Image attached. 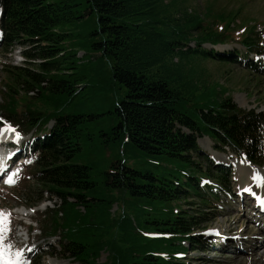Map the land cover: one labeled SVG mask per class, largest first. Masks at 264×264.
Wrapping results in <instances>:
<instances>
[{"label":"trees","instance_id":"1","mask_svg":"<svg viewBox=\"0 0 264 264\" xmlns=\"http://www.w3.org/2000/svg\"><path fill=\"white\" fill-rule=\"evenodd\" d=\"M82 2L0 4L3 48L19 42L29 45L24 52L28 60L40 59L37 64L28 61L31 68L6 66L8 95L0 103V123L9 122L21 132L36 127L38 136L48 120L54 121L38 139L40 153L31 172L37 184L60 199L41 232L58 236L61 253L84 264H192L178 259L177 254L187 251L182 241L191 249L199 243L194 232L216 215L201 220L195 212L215 209L226 181L223 173H213L196 137L207 136L213 148L227 146L257 163L264 151V115L237 107L194 64V59L215 58L213 50L198 49L201 44L226 40L189 11L187 0ZM86 16L93 17L94 28L76 42L67 27L75 22L84 26L80 20ZM244 41L248 50L264 51L251 46L249 35ZM78 49L96 55L85 62L77 57ZM95 57L105 62V72L90 63ZM200 75L203 81H198ZM94 84L101 99L97 111L90 112V98H80ZM113 95L117 98L108 105ZM97 123L109 125L108 131H96L98 140L120 150V160H110L103 170L84 158V136L90 137ZM192 152L197 162L204 161V169ZM204 178L216 184L204 187ZM32 200L29 206L36 202ZM181 201L197 208H183ZM114 203L120 210L111 215ZM102 249L106 258L97 262Z\"/></svg>","mask_w":264,"mask_h":264},{"label":"rangeland","instance_id":"2","mask_svg":"<svg viewBox=\"0 0 264 264\" xmlns=\"http://www.w3.org/2000/svg\"><path fill=\"white\" fill-rule=\"evenodd\" d=\"M76 1L82 2V0ZM187 7L189 11L197 12L200 15V18H202L209 27L212 26V28L217 30V32L223 33V39L226 40L224 42L221 41L215 43L214 45L203 43L198 48L213 50V52L216 51L218 52L217 56L223 58L214 56V59H194L192 60L194 64L199 63V68L202 69L203 76L206 78L208 83L212 86L217 85L222 87L226 92L225 95L231 98L232 103H234L237 107L246 111L249 110L256 113H262L264 115V54L257 57L259 63L257 62V66L252 68L249 63L255 62L253 61L254 55L261 52L254 47L251 50H248L242 43H246L244 38L246 35H249L254 39V43H252L251 46L256 44L259 47H264V0H187ZM81 8H85L83 2L81 4ZM209 11H211L210 15L206 16L205 13ZM83 20L85 22L83 24L84 26L75 22L76 24L73 26L67 27V31L76 35V42L84 41L85 35H87L86 32L94 28L95 23L93 17L88 18V16H86L80 21L82 22ZM222 26L223 29L220 30ZM248 40L250 39H247V41ZM187 46L193 48L195 47V43L189 42ZM28 48L29 45L24 46L19 43H14L12 48H9L8 50L0 49V103L2 98L8 95V80H6L8 73L3 68L5 64L16 67L31 68L32 62H35V64L40 62V59L38 58H35L34 60H28L26 58L24 52L29 51ZM30 51L32 53H36L37 50L30 49ZM85 51V49L77 50V57L81 58L85 62H87L91 56L96 55L92 51H86L87 54L84 55ZM238 56L243 57V59L247 62L238 60ZM221 59H225V61H221ZM90 63L92 65L98 64L103 69L106 65L103 60H100L97 57L90 60ZM193 67L198 71L197 67ZM103 71L105 72V69ZM203 76L200 75V79L198 81H203L201 80L205 79ZM89 87L90 88H85L83 90L84 95L83 98H80V100L85 102L87 100L86 98H90L91 105H94L93 108H90V112H96L97 101L101 99V95H99V87L97 84L90 85ZM18 90L19 93L22 94L20 87H18ZM33 94L34 92H30L28 95ZM108 95H110V93H108ZM115 98H117L116 95L107 98L108 105H111L112 100ZM52 125H54V121L48 120L44 126L52 127ZM98 129L108 131L109 125L108 123L105 125L97 123L93 125L91 129V136H84V158L87 161L97 163L100 166V169L103 170L105 165H108L110 160V162L120 160V150H117L113 144L105 147L97 138L96 131ZM27 133L28 134H21L20 136L23 138L22 141H24V145L31 148L28 144L30 143L29 140H33V137H31L32 130ZM196 144L199 149L202 150L201 152L209 154L210 159L207 162H211L210 167L213 173L222 169L223 172L221 173H223L226 178L225 186L222 187L223 190L219 194L222 202L215 204L217 207L213 210H208L206 208L203 209V211H208V214H201L199 211L195 212V214L201 216V220L210 219L212 213L218 214L216 218L203 224L200 230L194 232L196 238L198 239L202 235V231L203 233L210 230L217 232L224 231L226 235H231L236 234L239 231L244 232L241 231L243 229L247 230L256 228V232L253 234H247H250L248 235L250 238L254 235H259L260 237H258L259 239H256V237L246 239L244 243L248 245L249 249L244 245L239 244L236 251H220L217 248L203 244V241H201L199 244H196L195 250L186 253L185 260L192 264H243L236 262L234 259L242 256L248 258V264H256L257 262L255 263V261L259 256L257 259H254L253 255H256L258 253V248L262 246L259 243L264 241V229H259L261 226L259 224L260 219L258 218L257 221L256 216L251 214L252 210L249 207V197L246 195V192H244V189L254 192L260 189V193H264V186L260 184V182H258L259 187L254 184V182L253 185H250L249 180L251 179L255 181V179H252L251 177L249 178V176L244 174L241 175L239 172L242 171L241 167H248V164L254 168L256 167V171H263L264 151L260 154V156H257V163L251 164L244 158L236 155L229 147L225 146L222 150L219 148H213L214 142H211V139L207 136L198 135L196 137ZM192 154L193 159L197 162V153L192 152ZM143 160V157L140 156L139 161L143 162ZM28 162H30L28 176H21L20 179L9 186L0 185V211H3L9 220V223L6 225L7 230H0V236H2V238H6V232L10 229V226H12V229L15 228L13 235L21 233L22 231V239L25 240L26 236L24 234V230L27 229V225L25 223L30 222L31 225L28 226V228L31 227V232L28 234L34 237V243L36 244H32V246L37 245L34 250L37 255L29 261V264H32L37 259H39L38 261H40V264H84L76 261L72 255H69V252H66L65 255L61 253L62 249L60 247L58 236H46L40 232L42 224L48 220V216L51 213L50 211L52 209L57 210L56 206L60 204V199L56 195H51L49 192L44 190L45 187L43 185L36 183V178L31 174L34 170V163L30 159ZM197 163L200 167H203L202 169L206 167L204 161L201 162V160H198ZM147 167L150 168L149 166ZM206 182L209 186L216 184L214 181ZM226 183L231 187V196H233L232 194L235 195L234 197H229L230 200L233 201L231 206L225 205L222 200V196L226 193ZM20 192H22L23 196L21 194L19 195ZM243 198L245 200L242 203L240 200ZM31 199L36 200L33 204L34 207H26L28 202L29 205L31 204ZM181 203L183 208H188L190 210L197 208L196 204H185L184 201H181ZM238 206H244V209L246 210L239 209ZM119 210L120 208L116 205V203H114L109 212L113 215L119 213ZM247 210H251V213L249 214ZM250 215H252V218L247 217ZM235 216L239 218H236ZM19 224L21 225L18 227ZM108 237H111V235L109 234ZM252 240L259 241H254L253 243ZM232 245L235 246L234 241L232 242ZM106 253L107 252L103 249L99 251L97 262H103L106 258ZM244 264H247V259L244 260Z\"/></svg>","mask_w":264,"mask_h":264},{"label":"bare ground","instance_id":"3","mask_svg":"<svg viewBox=\"0 0 264 264\" xmlns=\"http://www.w3.org/2000/svg\"><path fill=\"white\" fill-rule=\"evenodd\" d=\"M225 146H223V148H224ZM227 147V146H226ZM222 150V149H221ZM208 154V153H207ZM209 155V154H208ZM210 157V156H209ZM241 158H244L247 162H249L245 157H243V156H240ZM246 162V163H247ZM249 163H251V162H249ZM209 165H211V163L209 162L208 163ZM248 164V163H247ZM251 164H254V163H251ZM211 168V167H210ZM242 168V171H240L239 172V174H244V175H246V176H249V178L251 177L252 179H255V181H254V184H256L258 187H259V183L258 182H260V184H262L263 186H264V170L262 171H256V167L254 168L253 166H251V165H249L248 164V167L246 166V167H241ZM259 170V169H258ZM219 172H223L222 171V169H219ZM206 181H210V182H213V180H212V178H209L208 180L207 179H203L202 180V184L204 183V187H206V186H209V184H207V182ZM215 182V181H214ZM254 192V191H253ZM233 196H231V194H230V196L229 197H234L235 195L234 194H232ZM260 195H262L261 197L262 198H264L263 197V195H264V193H260ZM249 201H250V197H249V199H248ZM222 201H220V202H217L216 204H218V203H221ZM258 206H260L257 202H255ZM217 207V206H216ZM250 208H251V210H252V213L248 210V213L250 214H252V215H260L259 217V219H260V222H259V224L261 225H259L260 227H259V229H264V210L261 212V211H259V210H257V208H255V206H254V204H253V201H252V204H250V206H249ZM2 210V209H1ZM1 212V211H0ZM3 212V211H2ZM215 218L217 217V213H215ZM252 215H250V216H252ZM250 216H247V217H250ZM236 218H239V217H237V216H235ZM263 217V218H262ZM235 218V219H236ZM251 218V217H250ZM234 220V219H233ZM211 221V220H210ZM241 231H244V232H240L239 231V233L242 235V237H245V235H247L248 236V234L247 233H254V232H256L257 231V228L256 229H247V230H245V229H243V230H241ZM264 231V230H263ZM221 232V231H220ZM246 232V233H245ZM221 233H223L224 235H226L225 233H224V231H222ZM202 234H203V231H202ZM229 234V233H228ZM264 234V233H263ZM231 235H233V234H231ZM154 236H156V237H158V235H154ZM256 237V239H259L258 237H260L259 235H254L252 238H255ZM262 237V236H261ZM252 238H250L249 236L247 237V239H252ZM254 241H259V240H252V242L254 243ZM182 245L183 246H186L187 247V251L185 252V253H179V254H177L179 257H178V259H182V260H185V255H186V253H189V251H192V250H195L196 249V245L195 246H193L192 248H194V249H191L189 246H188V243H187V241L186 240H183L182 241ZM186 243V244H185ZM199 243H200V241H199ZM199 243H197V244H199ZM259 244H261L262 246L260 247V248H258V253L256 254V255H253L254 256V259H257V257H258V259L255 261V263L256 264H264V241L262 242V243H259ZM259 244H255V245H259ZM257 247V246H256ZM184 259H183V258ZM251 258V257H250ZM235 260H236V262H238V263H243L244 264V260L245 259H247V264H248V258H246V257H242V256H240V257H238V258H234ZM186 261V260H185ZM250 261V260H249ZM186 262H188V261H186ZM253 263H254V260H253Z\"/></svg>","mask_w":264,"mask_h":264},{"label":"snow or ice","instance_id":"4","mask_svg":"<svg viewBox=\"0 0 264 264\" xmlns=\"http://www.w3.org/2000/svg\"><path fill=\"white\" fill-rule=\"evenodd\" d=\"M0 121H2V118H0ZM5 130H11V131H14V129H12L10 125H8L5 129L0 130V131H5ZM16 136H17V138H18V137H19V134L16 133ZM13 182H14V181H13V179H12L11 176H9L8 179L6 180V183H9V184H11V183H13ZM8 223H9V220H8V218H7V215L4 214L3 212H0V230H4V231H6V230H7L6 225H7Z\"/></svg>","mask_w":264,"mask_h":264}]
</instances>
